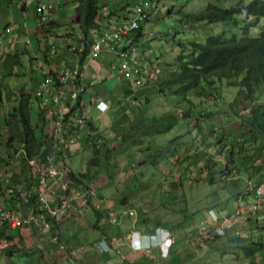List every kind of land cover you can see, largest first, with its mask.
I'll use <instances>...</instances> for the list:
<instances>
[{"label":"rangeland","instance_id":"1","mask_svg":"<svg viewBox=\"0 0 264 264\" xmlns=\"http://www.w3.org/2000/svg\"><path fill=\"white\" fill-rule=\"evenodd\" d=\"M237 1L247 3L249 0H177L173 12L162 15V19H157L155 29L152 25L149 27L152 31L151 33L160 28L159 31H167L164 35V39L166 40L163 41L160 39L159 42H156L154 39H149L144 42H139L137 47L146 52L149 50L154 51L157 56V58L154 59L155 61H157V59L158 61L164 59L167 62L170 60L171 53H167L166 51H168L171 44L175 46L174 43L182 38L184 39L182 42L189 40L201 42L207 34L215 33L216 31L217 26L215 24H206L196 29V25L190 19L186 17V21H184V14L202 11L208 3L215 4L219 7H226ZM187 25H189V27L184 28ZM263 25L264 19L260 18L259 24L250 29L252 35H256ZM142 30L148 33L146 27L143 26ZM180 30H182L183 33L176 32L172 34L173 31ZM100 52L101 50L94 57L96 58L98 56L97 60L100 58H113V53ZM113 56L116 60L117 58L119 59L117 54V58L115 55ZM142 56L143 54L139 51L138 63L141 67H144L147 61L143 60ZM10 67L11 63L9 60H5L2 63V71L4 73H7ZM144 70H147V68L145 67ZM149 78L151 80L149 82L153 85L152 82L156 77L151 75ZM21 80V76L7 77L5 78L6 82H4L0 88V133H2L4 127L3 123L5 116L17 102V84L21 82ZM144 82H146V80L142 83ZM142 83L139 82L138 84L142 86ZM25 87L28 91L33 89L28 88V85H25ZM230 89L235 91L232 87H230ZM230 89H224V91H222V98H215L213 100L214 107H216V109L219 107V109L213 111L211 114L206 113L208 117L200 118L201 114L199 115L197 113V106L193 104L192 106L194 109L190 111L191 115L180 118L181 112H183V110H190V106L188 104H181L182 106H180L179 104L173 109L171 104L165 100L156 88L155 92L159 97H154L155 100L152 99L154 105L150 107L149 114L158 112L155 106H159L157 102L160 100L163 105H167L166 109L168 112L178 117L174 123L175 125L171 126L166 132L160 134L150 133L149 136H146L141 132L135 134L137 132L134 128L139 131L143 128L149 131L158 129L160 124L159 120L155 119V115L154 118L150 120L145 121V118L142 119L139 124L135 126L127 124V121L119 122L118 117V123L123 127L120 130V138L117 146H115V152L112 156H108L106 161L103 159L96 168L91 167L89 169L90 173H97L98 170L104 167H110L107 172L98 173L97 177L94 178L91 183L102 184L97 186V188H103L104 195L109 199L114 198V194L118 198L122 195H127L128 198L135 195V199L130 203L132 208L136 209L139 207L141 209V215L151 220L149 223L158 221L167 225L165 230L167 229L170 239L163 243V245L167 247V250L163 252L161 258H166L168 248L174 245L173 240H175L176 242L179 241L178 248L182 247L183 251L187 252V255L190 254V264H249V259L245 258L242 253L236 249L231 248L223 255L220 254L218 249H215V246L216 248L221 247V245H219L221 241L214 240L213 233L217 224L210 220V210L214 213L225 215L226 220H223L224 217L221 218L223 220V228H226L227 234H229V232L233 233L238 231L236 235L237 239L239 237L241 239L245 238V241L246 239L252 240L256 238V236H261L264 232V203L260 204L259 208L255 211H244L241 216H233L234 208L237 204L241 203L242 198L240 194H245L249 191L248 185L251 182L254 183L258 179H262L264 185V167L259 173H252L249 169L244 172L243 170L227 171L223 168L225 161H228L227 153L231 148L230 146L228 147V143L231 140L242 139L240 136L247 131V125L240 119L238 114L240 113V109L248 107L249 102L237 98L235 106L238 107V109H230L232 111L228 110L227 112V103L233 98ZM9 92L14 93V96H10L12 98L11 100H4L6 96H9ZM224 102L226 103L224 104ZM254 102L264 105V88L257 91ZM139 103L137 98L136 106H138ZM136 106L134 108H136ZM29 108L30 118L36 119L37 108L32 94L29 100ZM133 110V107H130L129 111ZM197 118H200V121L195 125L194 123ZM95 121L96 123H102L105 127H108L110 123L104 116ZM164 122L165 121L162 123L164 124ZM36 129L35 133H37L39 128L36 127ZM113 132L114 131H108V134L106 132L105 134L100 132L99 134L104 140L111 139L114 141ZM217 136L219 139H217ZM146 137H148L147 140ZM0 138H3V134L0 135ZM133 138H140V142L131 145L125 141L126 139ZM101 141H103V139H100L99 142ZM83 143L84 136L79 137V147L74 151L69 160L71 170L75 174L84 170L86 167V160L91 157L90 149L83 146ZM183 143H185L184 146L187 147L179 150L180 145ZM109 145L114 146V143L110 141ZM237 145L236 143L234 146L237 147ZM250 145L252 144L247 142V139L244 138V142L241 143L242 149L239 150L240 153L237 151V148H232V157L240 154H249L251 155L252 161H255L256 164L258 161L262 162V159L256 157L264 154V147L256 150L252 147L250 148ZM13 146L18 149L19 145L15 142ZM158 149L160 150L159 156L152 158V155L156 153ZM6 150L7 148L3 144H0V151ZM112 151H114V147H112ZM196 151L204 152L205 158L210 160L209 163L205 162V158L197 160L196 158L193 159L192 157H188ZM171 153L174 155L171 156ZM19 158L20 156L17 157V159ZM149 159L153 161L151 164L148 162ZM206 165L208 167L212 165L209 173L206 171ZM197 167H200L199 173L196 171ZM122 170H124L123 173ZM213 173L215 174L213 175L212 181H206V176H209V174L211 176ZM121 178L122 182L117 186ZM87 183L90 184L89 182ZM114 189L116 190L115 193ZM131 191L133 192L130 195ZM139 197L141 199H139ZM250 200V197H245L244 203L240 204V206L246 208ZM108 224L110 223L104 218V221H100L99 226H109V228L111 227L114 229V226H111L112 224ZM219 225L221 226V224ZM222 230L223 229H221V233ZM132 236L134 235L132 234ZM162 236L165 235L162 233ZM262 239L264 240V237H262ZM58 242L62 248L53 245L51 257L55 260L57 258L67 259L68 251L61 241ZM18 244L21 245V242H18ZM161 244L160 240H153V243L150 244V248H154V250L158 248L160 251ZM141 245L139 244V246ZM140 248L141 247L138 249ZM7 250H11V248ZM32 252L33 258L37 257V259L34 260L30 258L29 264H37L39 258L38 253L34 252V249ZM4 258V253H0V261H2V259L4 260ZM23 259V256L21 257L19 254H15L11 261H7V264H16V262L27 264ZM256 260L257 264H264L258 257ZM81 261L84 264H89L84 257ZM98 263L103 264V259H100Z\"/></svg>","mask_w":264,"mask_h":264},{"label":"crops","instance_id":"2","mask_svg":"<svg viewBox=\"0 0 264 264\" xmlns=\"http://www.w3.org/2000/svg\"><path fill=\"white\" fill-rule=\"evenodd\" d=\"M43 1L51 2L54 6V10L46 23H39L35 19V0H0V88L2 84L6 82L5 78L13 76L22 77L21 82L17 84L16 101H18L19 94H27L30 96L32 94L36 102V111L38 115V118L32 119V123L40 128V132L45 136L43 145L41 146L42 152L49 137L50 128L47 120L43 118V120H41L42 115L39 113L38 104L32 90L37 87L44 73H49L53 77L58 70L60 72H65L74 65L79 64L76 55L80 50L72 53L68 50V45H82L84 44V37L85 40L87 38L86 43L89 45V42L93 40L102 29L110 28L114 24L124 23L127 20V15L131 6L142 0H97L98 18L95 17L93 21L96 22L98 26L92 30L88 29V31H90L84 37L82 31H80V26L77 25V23H71L78 8L76 0ZM155 2L156 7L150 13L149 18L143 21V23L141 22L142 24L138 29L127 32L121 44L122 46L137 48V44L145 40L154 39L156 42H159L160 39L163 41L165 40L164 35L167 31H159L160 28L151 33L152 31L149 27L152 25L155 29L157 19H162V15L173 12L177 0H155ZM143 26L146 27L148 33L142 30ZM184 28H188V26ZM177 32L183 33L182 30ZM183 40L182 38L178 42H182ZM174 44L175 46L171 44L168 51H166L167 53H171V56L177 53L179 49V44ZM101 52L113 53L116 57L115 52H108L106 50H101ZM140 53L143 54V60L147 61L145 62L146 65H143V68L146 67L148 69L150 74L149 77H151V75H153L151 67H154V59L157 58L156 53L151 50L146 52L143 49L140 50ZM113 55V58H100L97 60V56L92 59L88 56L87 47L85 58L79 64L80 73L82 74V83L84 82L85 86L81 99L88 112L86 123L88 124L89 122L90 125L85 124L79 127L76 132L77 143L72 147L71 154L67 160L70 170L69 160L74 151L79 147V137L84 136V139L86 137V140H92L91 134L97 132H103L104 134L106 132L108 134V131H114L115 148L120 138V130L123 127L118 123V117L119 122L127 121V124L135 126L144 118L145 121L153 119L154 115L156 116L155 119L160 121V117L165 115L166 111H168L166 109L167 105H163V103L158 100L159 102L157 103L159 106H155L158 112L149 114L150 107L154 105L152 99H154V97H159L155 92L156 87L149 82L151 81L150 78L146 79V82L142 83V86H134L133 79H127L120 73L116 66L118 58L116 57V60ZM5 60H9L11 63V67L7 73L2 71V63ZM155 67L154 69L156 70L157 66ZM66 81L69 82L70 79L68 78ZM25 85L33 89L28 91ZM131 90L132 97L138 98L140 102L136 108L124 101L125 96ZM8 95L9 96L6 97L4 96V100H11L12 98L10 96H14V93L9 92ZM102 105L105 107H101ZM210 105L211 104L208 106ZM130 107H133L134 110L129 111ZM102 116L110 121L108 127H105L100 122L96 123L95 120ZM93 128H95V130L92 131L91 129ZM144 129L145 128L139 131L134 128L137 132L135 134L141 132L149 136L150 133H154L153 131ZM6 132L7 127L4 125L2 133H0V135L3 134V138H0V144H3L6 138ZM147 138L148 137H146V140ZM133 139L137 140L136 138ZM133 139H126L125 141L133 145V143H131ZM95 140L98 141L99 139L95 138ZM136 142L140 141L137 140ZM83 146H85L84 143ZM18 148L22 147L18 146ZM15 152L10 157L6 151H0V174L6 175L9 178L8 183L0 182V205L21 209L23 208V203L19 196L15 194L14 186L20 187L22 185H29L31 179L33 180V173L28 170L25 162H23L22 165L19 159L14 158ZM42 152L41 155L33 154L32 156L40 159ZM123 172L124 170H122V173ZM119 181L117 186L122 182V178ZM89 185L96 189L97 195L101 200L102 208H95L92 205H88L78 209L77 216L64 219L58 224L57 230L59 232V240L68 251L67 259L57 258L55 260L51 257L52 245H50L51 247L48 245L49 241L47 239V234L49 233L42 234L33 228L24 227L16 230H9L6 232L8 233V238H0V253H4L5 257L0 263L7 264V261H11L15 254H19V256H23V260L29 264L30 258H33L32 251L35 249L39 251L41 255L37 260V264H84L81 261L83 257L89 264H99L98 261L100 259H103V264H157L158 262H163L165 264H190V254L187 255V252L183 251L182 247H177L179 241L176 242L173 240L174 245L168 248L166 258H161L163 252H165V248H167L164 245L160 248L161 252L158 248L155 250L154 248H150V242L154 240V231L150 232V230L155 228V224L154 222L149 223L151 220H149L148 217H143L141 213H137L136 216L122 215L124 210L131 207L130 203L135 199V195L130 198L126 195L128 199L125 200L122 198V201H120V197L118 198L114 194L115 197L109 199L104 195L103 188H97V186L102 184L90 183ZM115 189L114 193L116 191ZM132 192L133 191H131L130 195ZM248 197H250V195ZM139 199L141 198L139 197ZM243 203L244 200L241 199L240 204ZM106 207L117 216L121 215L118 223L111 225L114 226V229L111 227L109 228V226H99L100 221H104L105 215L97 219L95 214H93L94 209L105 214V210H102ZM137 209L140 208L137 207L136 210ZM216 215L219 219L225 217V215H221V213H216ZM158 227L167 228V225L160 222ZM132 234L134 236H132ZM49 235H51V233ZM130 238L131 242L136 245H141L143 243L140 246L141 248H132L129 245ZM19 240L21 245L18 244ZM115 244L117 245L115 246ZM146 244H149V246L146 247ZM103 245L104 247L115 246L117 252L114 250L108 252L104 249ZM8 246H12V249L7 251ZM174 256H177V258ZM33 259L35 260L37 257ZM16 264L23 263L16 262Z\"/></svg>","mask_w":264,"mask_h":264},{"label":"trees","instance_id":"3","mask_svg":"<svg viewBox=\"0 0 264 264\" xmlns=\"http://www.w3.org/2000/svg\"><path fill=\"white\" fill-rule=\"evenodd\" d=\"M76 2L78 8L71 23H77V25L80 26V31H82L84 37L90 30L95 29L98 26V24L93 21L95 17L98 18V1L76 0ZM183 17L184 21H186L185 19L187 17L194 22L196 29L197 27L206 24H215L217 26L216 31L215 33L207 34L201 42L196 40H189L186 42L177 41L176 43L179 44L178 52L172 55L167 62L164 59L161 61H158L157 59L153 68H156L155 66H157L158 70L152 69L151 67V72L154 77H156L152 83L165 100L171 104L173 109L179 104L180 106H182L181 104H188L190 106V110H183V112H181L180 118H185L191 115L190 111H193L194 109L192 106L193 104L197 106V113L199 115L201 114L200 118L208 117V114L206 113L211 114L213 111L219 109V107H217V109L214 107L213 100L215 98H222V91H224V89H230V87L234 88L235 91L230 89L233 98L227 103V112L230 109H238V107L235 106L237 98L248 101V107L240 109V113L238 114L240 119L247 125V131L240 136L242 139L231 140L228 143V147L230 146L231 148L227 153L228 161H225L223 168L227 171L243 170L244 172L249 169L252 173H259L264 167V154L256 157L262 159V162L258 161L256 164L255 161H252L251 155L249 154H240L232 157V148H237V151L239 152V150L242 149L241 143L244 142V138L247 139V142L252 144L250 145V148L252 147L259 150L264 147V105L254 102L257 91L264 88V25L261 26L256 35H252L250 30L259 24L260 18L264 19V0H249L247 3L237 1L226 7H219L215 4L208 3L204 10L196 13H187L184 14ZM187 26L189 27V25ZM88 29L90 30L88 31ZM176 32L177 31H174L172 34H175ZM86 40L84 37V44L81 45V50L76 55L79 64L86 55L88 47ZM136 49L138 51L139 48L137 47ZM119 64L120 61L118 59L116 64L117 68ZM82 84L85 90L84 82ZM84 90L82 93H84ZM29 100L30 95L19 94L17 103L4 118V125L7 127V135L3 141V145L7 148L6 152L10 157L16 150L15 146H13L15 142L19 147L21 146L23 148L27 157H32L33 154L41 155V146L43 145L45 136L40 132V128L38 130L39 133L38 131V134L35 133L37 129L35 124H32V118H30ZM125 102L129 104L128 101ZM225 103L226 102H224V104ZM207 104L211 105L208 106ZM42 118L43 117H41V120H43ZM200 118L195 120V125L200 121ZM177 119L178 117L171 112L166 111V114L160 117L159 128L153 130L154 134L166 132L171 126L175 125L174 123ZM163 121H165L164 124L162 123ZM85 124L90 125L89 122L87 124L85 121V123L79 127H82ZM91 130L93 131L95 128ZM90 136L92 137V140H86V137L84 139L85 146L91 151V157L85 162L86 167L83 171L76 174L69 168V179L71 180L70 185L75 187L91 186L87 182L91 183L92 180L97 177L98 173L107 172L110 167H104L98 170L97 173H90L89 169L91 167L96 168L100 165V162L103 159L106 161L108 156H112L115 152V148L114 151H112V147L114 146L109 145L110 141L111 143H114L113 140H104V138L100 137L98 132L91 134ZM104 137L107 138L106 136ZM95 138H98L99 140L96 141ZM100 139H103V141L99 142ZM136 139L140 141L139 138ZM217 139H219V137ZM137 140L133 139L131 143H135ZM236 143L238 144L237 147L234 146ZM184 144L185 143L180 145L179 150L187 147L184 146ZM156 151L157 152L152 155V158L159 156L160 150L158 149ZM173 155L174 154L171 153V156ZM188 157L199 160L204 159L205 154L204 152L196 151ZM209 161L208 158H205V162L209 163ZM19 162L23 165L25 158L23 156L22 158L20 157ZM148 162L151 164L153 161L149 159ZM210 168H212V165L209 167L206 165V171H208V173ZM196 171L199 173L200 167H197ZM214 174L215 173L211 176L210 174L209 176H206V181L211 182ZM259 184H262V179H258L254 183L251 182L248 185L249 191L245 194H240L242 200H245V197L249 198L248 196L252 189ZM94 190L96 191V189ZM122 198L125 200L128 199L126 195L120 197L119 200L122 201ZM94 202L98 203L99 207L102 208L101 200L98 195ZM88 205L92 204L89 203ZM104 210L105 209L102 211ZM132 210L134 211V215L128 216H136L137 213H141L140 209L136 210L132 208ZM93 214H95L97 219L105 215L103 212L97 211V209L93 210ZM104 217L106 219V215ZM106 221L108 222L109 220ZM154 224L155 228L150 230V232L154 231V240H160L162 243L160 248H162L163 243L166 242V239H170V236L167 229L165 230V228L158 227L160 222L155 221ZM225 229L226 228L224 227L222 234L220 235L216 233L213 234V237L215 238L214 240L221 241V243H219L221 247L216 248L214 245L215 249H218L221 255L233 248L240 251L245 258H248L249 264H257V257L260 261L264 262V240L262 239V237H264V232L261 236H256V238L252 240L246 239L245 241V238L241 239L238 237L237 239L236 235L238 234V231L233 233L229 232V234H227ZM159 230L165 231L167 234L161 236L162 232ZM6 232L8 231L0 229V238H8V233ZM50 238L51 236L47 234V239L49 241L48 245L53 246L54 244ZM57 238L58 241H60L59 232ZM150 243L152 244L153 240H151ZM8 248L12 249V246H8L7 249ZM166 250L167 248H165V252ZM34 252L38 253V257L41 256L39 251L34 249ZM174 257L177 258V256Z\"/></svg>","mask_w":264,"mask_h":264},{"label":"built area","instance_id":"4","mask_svg":"<svg viewBox=\"0 0 264 264\" xmlns=\"http://www.w3.org/2000/svg\"><path fill=\"white\" fill-rule=\"evenodd\" d=\"M155 7V0H142L131 6L124 24H114L110 28L102 29L89 42V58H94L100 50L115 52L119 56L118 70L120 73L127 79H133L134 86H140L139 82L142 83L149 78V71L139 65L136 47H126L121 44L127 32L139 28L141 22L148 19ZM53 10L54 6L51 2L35 0L34 14L39 23H46ZM67 48L74 53L81 50V45L70 44ZM68 78L69 82L66 81ZM83 90L82 74L77 64L65 72L58 70L53 77L49 73H44L33 90L39 111L43 119L48 121L49 137L40 159L35 156L27 157L23 148L16 150L14 158L17 159L18 156L25 158L28 170L33 173V180L31 179L27 186H14V192L21 199L23 208L0 205V229L9 231L26 227L41 233H51L52 243L58 248H62L57 238V225L64 219L77 216L78 209L89 203L95 208L99 207V204L94 202L97 194L91 186L75 187L70 185V170L67 166L71 149L77 142V128L87 120L85 105L81 99ZM132 90L125 96L124 101H128L131 106H134L136 100L132 97ZM0 182L8 183L9 178L0 174ZM250 198V203L246 208L240 205L234 208L233 216H241L244 211L257 210L259 205L264 203V185L259 184L254 187ZM125 214L134 215V211L127 209L122 213V215ZM105 215L110 224H117L121 216H117L107 207ZM209 215L210 220L217 224L214 228L215 233L222 234V223L226 218L224 217L220 221L212 210ZM159 231L163 235L167 234L165 231ZM130 240L129 245L132 248L140 247ZM168 240L169 238L165 241ZM115 246L104 247L103 245L108 252L112 250L117 252ZM148 246L146 245V247Z\"/></svg>","mask_w":264,"mask_h":264},{"label":"clouds","instance_id":"5","mask_svg":"<svg viewBox=\"0 0 264 264\" xmlns=\"http://www.w3.org/2000/svg\"><path fill=\"white\" fill-rule=\"evenodd\" d=\"M101 107H105V106L102 105Z\"/></svg>","mask_w":264,"mask_h":264}]
</instances>
